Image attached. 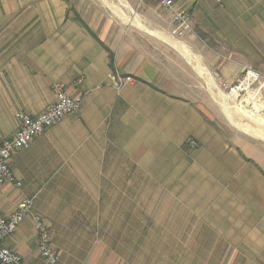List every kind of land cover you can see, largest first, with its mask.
Here are the masks:
<instances>
[{"label":"crops","instance_id":"1","mask_svg":"<svg viewBox=\"0 0 264 264\" xmlns=\"http://www.w3.org/2000/svg\"><path fill=\"white\" fill-rule=\"evenodd\" d=\"M177 1L195 4L181 39L155 2H9L25 18L0 35V138L16 133L19 110L37 115L53 104L57 83L83 97L78 113L13 154L22 185L0 186L5 216L33 200L4 243L27 262L45 264L35 216L53 230L57 264H68L55 228L64 218H192L229 234L234 249L264 250V143L236 137L209 112L213 90L245 68L264 76V0ZM232 4L238 11L227 17ZM113 72L135 81L116 89ZM188 137L199 148L188 149Z\"/></svg>","mask_w":264,"mask_h":264},{"label":"rangeland","instance_id":"2","mask_svg":"<svg viewBox=\"0 0 264 264\" xmlns=\"http://www.w3.org/2000/svg\"><path fill=\"white\" fill-rule=\"evenodd\" d=\"M15 1L29 2V0H0V35L9 33V24L13 19L25 18L23 10L9 8L11 4L9 2ZM65 1L72 4L74 0ZM144 1L154 3L150 0ZM212 1L215 7H220L223 2ZM242 1L244 4H249L248 0ZM179 5L188 9L190 14L191 8L195 6V4L194 6ZM233 7L234 4L228 11L227 17L238 11ZM249 12L250 10H247V13ZM211 18L217 20L221 17L213 15ZM247 35L250 37V34ZM220 88L226 101L222 102L220 91L214 89L213 93L211 92L213 104L209 107V112L218 119V124L222 126L224 124L228 132L236 137L248 136L264 143V138L253 135L249 129L248 132L242 130L243 126L251 125V127L256 126L255 128L262 127L264 132V114L245 101L246 93L234 97L229 88ZM224 104L228 105L236 124L226 115ZM185 145L188 148L186 142ZM147 205L152 206L151 203ZM145 213L154 214L153 211ZM196 222L197 220L192 218L170 219L154 216L109 219L64 218L59 219V225H55V228L59 230L62 238L63 249L58 248L61 252V260L63 255L68 264H249V262L264 264V250L234 249L229 234L218 233L217 227H198ZM49 229L53 245V230L51 227Z\"/></svg>","mask_w":264,"mask_h":264},{"label":"built area","instance_id":"3","mask_svg":"<svg viewBox=\"0 0 264 264\" xmlns=\"http://www.w3.org/2000/svg\"><path fill=\"white\" fill-rule=\"evenodd\" d=\"M144 1V0H141ZM154 1L164 12L171 14V35L174 38L184 37L192 29L191 14L188 9L180 6L177 0H150ZM213 75L218 77V73L213 71ZM135 81L132 76H123L120 73H111V85L116 89L122 88L128 83ZM224 89H235L238 96L241 93L253 91V96L264 103L262 90L264 89V76L257 70L247 67L244 69L240 78L232 85L223 84ZM56 101L45 108L37 115H31L23 110L16 113L19 120V127L16 133L10 138H0V186L5 183H12L20 187L22 185L13 172L11 160L13 154L20 150L28 148L33 139L56 125L67 115L78 113L81 109L83 97L81 95L71 96L67 93L64 86L55 84ZM251 105V104H250ZM186 144L190 149L199 147V142L189 137ZM33 200L29 198L22 199L16 209L9 215H3L0 211V264H31L19 253L5 246V240L12 236L19 225L30 213ZM35 227L38 232V250L45 264H57L60 261L59 253L52 245V237L49 228L41 217L35 216Z\"/></svg>","mask_w":264,"mask_h":264},{"label":"bare ground","instance_id":"4","mask_svg":"<svg viewBox=\"0 0 264 264\" xmlns=\"http://www.w3.org/2000/svg\"><path fill=\"white\" fill-rule=\"evenodd\" d=\"M121 1V0H120ZM125 3V2H124ZM107 4V3H106ZM123 4V3H122ZM111 6V5H110ZM115 6V5H114ZM124 6V5H123ZM127 7V6H126ZM113 8V7H112ZM114 10V9H113ZM124 11V10H123ZM125 17V16H124ZM142 22V21H141ZM164 38V37H163ZM181 46H183V45H181ZM185 46H183V48H184ZM178 48H181V51H183L182 50V47H180L179 45H178ZM186 50V49H185ZM183 53L184 54H186L187 56H189L190 57V55L191 54H189L188 52H186V51H183ZM188 58V57H187ZM197 59V58H196ZM194 61V60H193ZM197 60H195V62H196ZM200 62V61H199ZM201 65H202V63H201ZM206 68V67H205ZM204 68V69H205ZM197 70V69H196ZM201 70V69H200ZM205 72V71H204ZM206 73V72H205ZM202 75V74H201ZM205 75V74H204ZM203 75V76H204ZM207 79V78H206ZM215 80H211V83L212 84H214L215 86H217L216 85V83L214 82ZM209 85V84H208ZM210 89H211V87H210ZM219 91H220V93H221V96H222V102H225L226 101V99H225V95H224V93L219 89ZM248 93L245 95V97H244V99H245V101L247 102V103H249V104H251L253 107H254V109L255 110H257V111H259L261 114H264V103H262L259 99H258V97L256 96V97H254L253 96V91L252 90H248L247 91ZM231 94L234 96V97H236V96H238V91L235 89L234 91H232L231 92ZM227 95V94H226ZM231 106V105H230ZM222 109H223V107H222ZM224 109H225V113H226V115L228 116V118L234 123V124H236L235 122H234V120H233V117L234 116H231V112H229V108H228V105H226V104H224ZM231 110V109H230ZM224 112V111H223ZM233 112V111H232ZM234 113V112H233ZM226 116V117H227ZM252 122V121H251ZM255 123V122H254ZM243 124V123H242ZM261 124V123H260ZM235 126V125H234ZM261 126V125H260ZM256 126H252L251 127V125H247V126H243L242 127V130H244V131H247V129H249L250 130V132H252V134L253 135H255V136H258V137H262V138H264V132H262V127L261 128H255ZM238 129V128H237ZM248 132V131H247ZM249 134V133H248ZM251 135V134H250ZM252 135V136H253ZM261 139V138H260Z\"/></svg>","mask_w":264,"mask_h":264},{"label":"trees","instance_id":"5","mask_svg":"<svg viewBox=\"0 0 264 264\" xmlns=\"http://www.w3.org/2000/svg\"><path fill=\"white\" fill-rule=\"evenodd\" d=\"M77 18H78V19H80V17H79V16H77Z\"/></svg>","mask_w":264,"mask_h":264}]
</instances>
